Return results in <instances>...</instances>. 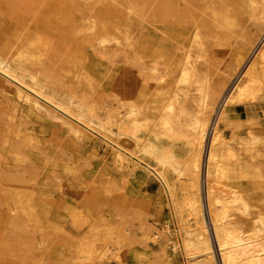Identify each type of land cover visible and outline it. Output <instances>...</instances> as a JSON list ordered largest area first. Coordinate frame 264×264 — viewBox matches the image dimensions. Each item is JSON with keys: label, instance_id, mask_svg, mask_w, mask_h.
I'll list each match as a JSON object with an SVG mask.
<instances>
[{"label": "bare ground", "instance_id": "1", "mask_svg": "<svg viewBox=\"0 0 264 264\" xmlns=\"http://www.w3.org/2000/svg\"><path fill=\"white\" fill-rule=\"evenodd\" d=\"M14 2L20 22L0 31V94L10 110L2 119L11 132L0 133V205L10 226L0 231V264H24L11 260L18 250L39 264L44 243L27 170L7 165L39 143L16 119L60 123L68 148L92 137L110 147L121 178L96 190L122 203L112 223L77 245L86 264H121L136 244L150 253L156 246L155 262L181 251L187 264H264V123L253 114L264 102V0H116L121 9L109 0ZM95 62L108 63L100 78ZM240 109L247 121L230 119ZM140 171L160 185L174 227H155L141 196L125 191Z\"/></svg>", "mask_w": 264, "mask_h": 264}, {"label": "rangeland", "instance_id": "2", "mask_svg": "<svg viewBox=\"0 0 264 264\" xmlns=\"http://www.w3.org/2000/svg\"><path fill=\"white\" fill-rule=\"evenodd\" d=\"M15 3L14 0H0V21H2L0 22V31L5 30L11 33L12 31H15V28L18 26L20 22L17 17L18 4L16 3V5ZM103 4L104 3L102 2L101 4L100 2L94 4L96 11H99ZM109 6L111 8L118 6L121 9L116 0H109ZM121 13L120 11L115 12L114 14L107 16L106 19L116 21L120 19ZM26 18L29 19V17ZM47 27L49 26L47 25ZM260 50L261 46L256 49L251 60L256 58ZM88 57L89 58L87 59H89V62L91 59H94L89 53ZM89 62H87V64ZM95 63L99 65L102 64L97 73V78H100L103 75L100 72L104 70L103 73H105L104 66H107L108 63ZM120 63L121 61L118 59L116 65H120ZM2 96L3 95L0 94V101H2V104L4 105V107L3 105L0 106V133L3 137L6 135L11 136V132H8L9 130L6 127L5 121L2 119L4 116L3 112H10V110L6 108L7 104L3 103L6 99ZM4 108L6 110H4ZM28 109L29 108H26L25 104L20 106L21 112L23 110L28 111ZM256 109L253 114L264 123V102L258 104ZM229 117L230 119H238L236 121L239 122H245L248 119V114L246 109H240L238 112H230ZM16 121V129L20 131L23 129L21 131L23 136L33 135L39 142L36 143L37 147H26V156L23 158V161H21V164L18 165L13 161L7 164L15 171L22 172L27 170V176L29 175L30 196L37 206V212L41 221L39 226V244L42 239L44 240V243L42 245L40 244L41 246L39 245V260L41 259L39 264H86V262H83L84 258H79L83 255L78 253L79 248H77V245L80 241L89 238L95 228L100 230L106 226L107 222L111 221L112 223L114 221L113 215L118 212L119 205L122 203V199L117 195L112 196V199L109 202H106L103 196L100 195L99 197L97 194L98 190H96L101 188L104 181L109 177L116 180H119V177L121 178L120 172L108 162V159L111 158V156H109L111 155L110 147L105 142L97 139V137H92L84 148H68L69 146L67 143L63 144V138L66 140L67 137L64 128L59 125L60 123L40 119H32L29 122L23 121L22 119H16ZM56 138L60 139L57 140ZM12 141L13 140H11V143ZM1 147L2 145H0V150ZM6 149H9V146H7ZM29 164L32 165L29 166ZM4 165H6V163ZM142 174L143 172L140 171L138 177H130L129 182L126 185L127 187H125V191L128 195L135 193L141 196L142 202L148 210V220L150 223L152 222L151 224L155 227L162 228L167 226V224L174 227V219L172 211H170V207L168 206V200H166V196L159 197L160 185L152 183L150 179L144 178ZM69 177L71 179H69ZM141 182L144 183L141 184ZM119 184H122V182ZM62 186L66 190L63 189ZM256 192L258 191H254V193ZM156 203L159 206L156 205ZM8 213L7 206L4 205L1 207L0 205L1 232H4L5 230L7 231L10 228L8 225L4 226L6 221V224H8ZM76 214H78V216ZM1 226L4 228H1ZM4 239L6 238H1L0 243L3 242ZM144 248L145 247L142 244H136L133 247L126 248L127 250L125 249L123 252V262L121 264H163V262H166V264H187L181 251H178L176 255H171L169 257L165 256L163 258L162 256L161 259L156 260L155 262V258H157V247L153 245L151 247L153 249L151 253L147 248ZM11 257V260L16 262L20 261L24 264H32L33 262V256L25 251H15L12 253ZM161 260L162 262H160ZM98 264L119 263L115 260H103L101 262L99 261Z\"/></svg>", "mask_w": 264, "mask_h": 264}]
</instances>
